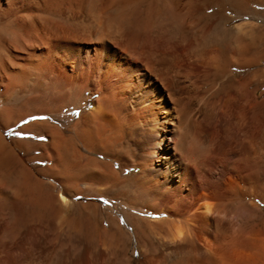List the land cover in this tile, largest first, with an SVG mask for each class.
<instances>
[{
	"label": "bare ground",
	"instance_id": "obj_1",
	"mask_svg": "<svg viewBox=\"0 0 264 264\" xmlns=\"http://www.w3.org/2000/svg\"><path fill=\"white\" fill-rule=\"evenodd\" d=\"M206 2L0 0V264H264V23Z\"/></svg>",
	"mask_w": 264,
	"mask_h": 264
},
{
	"label": "rangeland",
	"instance_id": "obj_2",
	"mask_svg": "<svg viewBox=\"0 0 264 264\" xmlns=\"http://www.w3.org/2000/svg\"><path fill=\"white\" fill-rule=\"evenodd\" d=\"M263 2L264 0H214V2H206V4L201 3L199 4V6L203 9V11L200 14H198L199 16L196 18V20L199 24L215 23L217 25L223 26L225 23H227L228 26L231 28L232 26L238 23H242L244 21L250 20L255 22L256 24L258 23L257 25L259 26L262 25V23H264ZM261 15L263 16L260 17ZM231 18L234 19L230 20ZM259 35H262L261 40L263 42L261 40L257 42L256 53H258V56H261L264 53V34H262L261 32ZM72 117L73 115H71L69 119ZM34 120L35 119L24 121L23 123L7 131L0 129L1 131L0 133L4 136L6 144L12 149L13 154L15 155L14 159L8 161V164H6L5 166L0 164V166L2 165L0 167V181L4 180V184L8 183L10 185L9 177L13 176L12 174L21 175L22 174V173L20 174L21 169L24 167L29 170L35 171L32 164L26 159L25 155L22 152L18 151L12 142L13 140L23 139L24 137L21 134H19L18 131L21 128H24V126H27L29 123H31ZM66 122H70V121H66ZM28 139L32 141L40 140L39 138L33 136L28 137ZM93 157L96 158L95 156ZM35 163L40 168H42L44 172L51 173V169L53 168V166H51L52 162L51 163L49 161L42 162L40 158L37 157L35 158ZM43 180L46 181L47 183L50 182L52 184L50 185L52 187H55L57 191L61 189V187L55 180H50V179H43ZM100 205L102 207L108 206V204L105 205L101 203Z\"/></svg>",
	"mask_w": 264,
	"mask_h": 264
},
{
	"label": "snow or ice",
	"instance_id": "obj_3",
	"mask_svg": "<svg viewBox=\"0 0 264 264\" xmlns=\"http://www.w3.org/2000/svg\"><path fill=\"white\" fill-rule=\"evenodd\" d=\"M40 139H44V137H39ZM77 199H80L79 197H77ZM105 202H107V201H105Z\"/></svg>",
	"mask_w": 264,
	"mask_h": 264
}]
</instances>
